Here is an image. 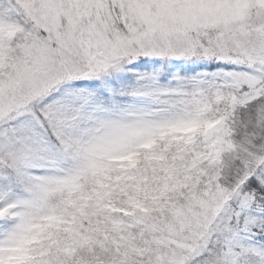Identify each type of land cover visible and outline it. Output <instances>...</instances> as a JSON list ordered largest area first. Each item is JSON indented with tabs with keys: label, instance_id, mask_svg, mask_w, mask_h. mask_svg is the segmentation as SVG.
<instances>
[{
	"label": "snow or ice",
	"instance_id": "snow-or-ice-1",
	"mask_svg": "<svg viewBox=\"0 0 264 264\" xmlns=\"http://www.w3.org/2000/svg\"><path fill=\"white\" fill-rule=\"evenodd\" d=\"M0 264H264V0H0Z\"/></svg>",
	"mask_w": 264,
	"mask_h": 264
}]
</instances>
